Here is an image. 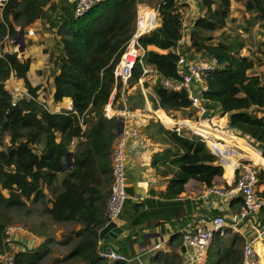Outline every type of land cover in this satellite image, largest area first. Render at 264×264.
Segmentation results:
<instances>
[{
  "label": "trees",
  "instance_id": "1",
  "mask_svg": "<svg viewBox=\"0 0 264 264\" xmlns=\"http://www.w3.org/2000/svg\"><path fill=\"white\" fill-rule=\"evenodd\" d=\"M74 1L8 0L1 10L0 43L4 46L6 36L12 41L19 30L37 18L55 33L49 49L53 99L69 97L72 112L52 113L35 100L38 87L27 79L28 58L17 56L16 50L0 58V256L11 255L14 264H137L128 258L133 255L127 245L130 235L113 246L115 253L128 258L124 261L100 255L105 245L98 241L97 231L107 222L110 150L118 126L117 118H106L103 108L114 85V64L134 32L139 0H103L77 20L72 18ZM147 1L155 9L157 6L158 24L138 39L144 51L142 63L166 77L178 78L176 63L180 56H215L219 66L204 77L206 90L201 96L211 114L226 115L231 131L248 138L264 156V44L252 54H244L246 39L225 30L234 21L230 13L236 2L248 14L247 24L258 26L264 34V0H200L185 40L183 21L188 3ZM146 5L140 0L138 8ZM146 25L142 21L139 28ZM16 45L21 50L19 42ZM131 72L130 85L141 75L138 61ZM10 76L20 80L34 99L22 97L11 106L4 87ZM151 87L157 96L156 108H189L186 92H167L156 82ZM119 89L113 106L119 100ZM135 94L141 96L139 91ZM166 133L175 150L171 161L176 166L166 198L179 195L189 179L207 188L215 186L214 179L222 175L223 169L213 148L222 156L224 174L233 176L234 158L229 150L238 149L237 143L210 140L212 148L186 129H167ZM67 154L71 164L63 169ZM257 161L264 164L263 158L257 157ZM257 172L256 193L264 199V169ZM44 188L51 194L50 207L43 203ZM40 202L42 206H37ZM140 220L141 215L134 216L131 226ZM65 223L80 227L69 229L62 240H56L53 226ZM13 224L22 225L26 233L40 241L29 247L13 238L8 240L5 230ZM179 237H170L168 251H159L150 264H181ZM231 240L230 246L223 244L215 252L214 264L241 263L242 239L234 235ZM210 253L207 250L206 255ZM203 264H208V257Z\"/></svg>",
  "mask_w": 264,
  "mask_h": 264
},
{
  "label": "crops",
  "instance_id": "2",
  "mask_svg": "<svg viewBox=\"0 0 264 264\" xmlns=\"http://www.w3.org/2000/svg\"><path fill=\"white\" fill-rule=\"evenodd\" d=\"M183 1L188 3V9L183 21V38L185 40L189 34L191 22L198 14V2L200 0ZM233 4L237 3L233 2L231 5L230 14L234 19V16H232ZM141 16L145 18L142 21L146 22L148 26L153 23V16L150 9L144 11ZM245 18H248V16ZM155 22L157 26V17L155 18ZM235 22L236 20L228 23V26L233 27ZM29 30L32 31L31 34ZM54 35V32L46 29V23L42 19L37 18L22 29L18 41L21 50L18 51L16 41L14 40L10 42L11 44L7 42L6 46L10 51L16 50L17 56L22 55L29 59V69L26 76L32 86L38 87L36 99L45 105V109L52 113H69L72 112V104L69 97H64L59 101L53 99L49 49ZM180 42L183 43V39ZM152 83L155 82L153 80H146L143 83L146 96L141 93L140 85L137 82L132 85L129 84L123 95L119 94V100L113 106V109L119 115L124 108H131L129 104H135L137 108L133 109V113L126 117V123L128 126L137 127L140 136L138 138H128L125 146L126 187L131 188L132 194L128 195L124 205L125 210H123L119 219L123 233L116 240L107 239L102 241V243L105 245L104 250L110 247L113 251V246L117 240L130 235V240L127 245L130 248L129 252H132L133 255L128 258L129 260H136L137 264H150L152 262L151 258L159 255V251L167 252L169 249L167 243L170 237L179 235L180 229L186 224L195 221L199 216L221 215L229 220L232 215L237 214L240 210L239 205L235 201H230L227 198L211 195L205 200L203 195L207 187L194 179H189L185 182L183 191L179 195L174 198H166L164 194L167 193L168 184L174 178L176 172V166L171 161L174 158L175 150L170 144L166 130L174 129L175 125H186V127H192L194 125L189 121L174 117L166 111L153 110L154 108L150 104L156 102L157 96L152 90ZM10 86H18L19 88L26 89L22 82L13 76H10L4 83L5 89ZM136 91H139L141 96H137L135 94ZM129 95L132 96L131 100L128 99ZM188 114L186 113L184 115ZM154 117H157L162 122ZM117 123L119 124L118 118ZM81 127L82 129L85 128L83 124H81ZM211 136L215 137L212 138V142L218 143L219 139L230 137L234 143H237L238 149L233 148V152H231L234 160L243 154L238 152L240 149L243 152L249 153L255 159L258 157L257 152L246 146L241 138L234 137V135L228 132L212 133ZM66 163L65 156L63 169L70 167ZM221 166L223 172L221 176H217L214 179L215 186H226L235 179L236 172L234 169L233 176L230 178L224 174V166ZM44 192L43 203H46L50 207L51 194L45 188ZM27 203L29 202L27 201ZM37 206H42V203L40 202ZM137 206H139L141 213L138 211ZM137 215H141V220L138 225L132 227L131 220ZM44 216L42 215L40 218ZM79 227L80 224L73 223L54 225L56 240H62L63 233L69 229L77 230ZM259 228L262 230L264 228L263 211L256 213L250 222L242 221L236 230L227 227L222 233H216L208 250L211 252L214 249V252H216L222 249L223 244L226 247L230 246L232 244L231 237L234 235L242 239L243 246L244 241L247 238L255 236ZM13 239L29 247L36 245L40 241L38 237L30 233H18ZM157 242L160 243V247L148 251ZM180 248L181 245L179 252ZM256 249L258 250L261 264H264V232L256 238ZM207 257L208 255L205 256L204 261L207 260Z\"/></svg>",
  "mask_w": 264,
  "mask_h": 264
},
{
  "label": "built area",
  "instance_id": "3",
  "mask_svg": "<svg viewBox=\"0 0 264 264\" xmlns=\"http://www.w3.org/2000/svg\"><path fill=\"white\" fill-rule=\"evenodd\" d=\"M8 0H0V14L3 6ZM103 0H75L73 9V20H77L93 8L96 4ZM140 1V0H139ZM136 5V25L134 32L127 40L122 52L120 53L118 60L113 67L114 85L109 95L108 101L104 105L103 114L106 118L116 117L121 124L120 130L115 136L111 150H110V184L108 188V196L105 200V214L107 222L114 221L119 222V219L123 213L125 202L128 198V194L125 191L126 187V162H125V146L126 141L130 137L138 138L140 132L137 127L128 126L126 123V117L133 113V109L124 108L122 112L117 115V111L113 109V97L119 86L120 95H123L126 88L130 84L132 77V67L136 61L141 64L142 72L137 80L140 85L141 93L146 96V92L143 87V83L146 80H153L159 87L167 92H180L184 91L187 94V98L190 102V106L187 109L179 110L186 111L191 114V118H184L183 120L189 121L194 126L183 127L182 129L189 130L194 135L199 136L204 142L213 146L210 143L214 136L212 133L228 132L234 137L241 138L242 142L249 148L257 152V156L264 159L262 152L256 148L248 138L236 136L228 126L226 115H219L217 113L211 114L208 102L205 101L201 93L206 90L204 84V77L209 73L215 71L219 62L215 56L203 57H186L180 56L176 63V70L180 77L169 78L166 77L152 67H149L142 63L143 49L139 45V37L156 27V12L157 6L154 11L153 23L147 25L145 28H139V13L138 3ZM31 34L32 31L29 30ZM15 36L20 37V32ZM5 46L0 43V58L4 56L6 52L10 50L6 46L8 37H5ZM14 40V39H13ZM13 40L10 42H13ZM17 43V42H16ZM181 43V42H179ZM180 48V47H179ZM177 48V50H180ZM10 96V105L15 106L19 98L34 99L27 89L19 88L18 86H10L6 89ZM35 100H37L35 98ZM38 101V100H37ZM122 101V99H121ZM38 103L45 109V105L38 101ZM153 110H161L160 107H155L154 103H151ZM151 111V110H150ZM152 112V111H151ZM172 113V110L166 111ZM185 113V112H184ZM120 116V117H119ZM173 116V115H172ZM158 121L162 122L157 117H154ZM220 119L223 120L221 124ZM226 119V120H225ZM177 130V131H181ZM72 144V142H71ZM215 149V148H213ZM216 150V149H215ZM230 154L233 152V148H230ZM218 152V151H217ZM241 156L234 160L233 169L236 172L235 179L232 183L226 186H212L206 189L203 195L204 199L211 195L227 198L230 201H235L240 210L237 214L231 216L228 220L224 216H199L195 221L186 224L179 230V236L181 239V245L184 248V252L181 253V264H203L206 252L212 242V239L216 233H222L227 227L232 229H238V225L242 221H251V218L259 211L264 212V199L258 197L256 193L257 175L259 170L264 169V164L257 161L253 156L247 152H243L242 149L238 150ZM219 162L223 165V159L218 152ZM106 222V223H107ZM264 232L261 228L256 231V235L247 238L242 246L241 251V263L240 264H261L258 250L256 249V238ZM18 233H26L25 228L20 225H9L5 234L9 239L16 237ZM160 243H154L148 251L158 249ZM102 257H108L111 259L128 260L124 255L115 253L114 251L106 252L103 250L100 252ZM0 260H3L4 264H14L11 255L6 254L0 256Z\"/></svg>",
  "mask_w": 264,
  "mask_h": 264
},
{
  "label": "rangeland",
  "instance_id": "4",
  "mask_svg": "<svg viewBox=\"0 0 264 264\" xmlns=\"http://www.w3.org/2000/svg\"><path fill=\"white\" fill-rule=\"evenodd\" d=\"M145 1L148 4V5H146L147 7H142L138 12L139 13V24L142 22V19L145 20V18L141 16V14L144 13V11H147L148 9H150L151 13L154 15V11H155V8L153 7L154 4L149 3L147 0H145ZM243 11L244 10H243V6L241 5V3L233 4V8H232V14L233 15L232 16H234L233 20H236V22L234 23L233 27H230L227 25L225 30L227 32H230V33H237L240 36V38L246 39L247 45L245 48L247 49V51H245V49H244L242 51V53L252 54L253 51L259 50V46H260L259 44H261L263 46L264 34L260 31V28L258 26H251V25L247 24L245 17H247L248 15ZM156 17H157V12H156ZM13 39H14V41L18 42L19 36H14ZM8 42H9V44H11L10 41H8ZM256 69H257V71H259V73L261 72V70H259L258 68H256ZM257 71L252 70L251 73H254ZM41 73H43V72H41ZM171 114L174 117H178L179 119L191 118V116H192L191 114L190 115L189 114L184 115V114H186V111L181 112L179 110H172ZM220 122L222 123L223 120L220 119ZM171 130H174V129H171ZM14 225H20V224H14ZM20 226H22V225H20ZM214 256H215V252L213 249L208 256V264H214V262H215ZM0 264H4L3 260H0ZM155 264H159V262L155 261Z\"/></svg>",
  "mask_w": 264,
  "mask_h": 264
},
{
  "label": "water",
  "instance_id": "5",
  "mask_svg": "<svg viewBox=\"0 0 264 264\" xmlns=\"http://www.w3.org/2000/svg\"><path fill=\"white\" fill-rule=\"evenodd\" d=\"M19 32L21 33V30H19ZM120 127H121V124L119 123L117 126V132L120 130ZM215 152L218 155V152L216 150H215ZM66 161H67V163H66L67 166L71 164L70 154L66 155ZM125 191L128 195L132 194V190L130 187H125ZM123 210H125V207ZM122 233H123V229H122L121 225L119 224V222L110 221V222L105 223L104 226H102L100 229H98L97 237H98L99 242H102V241L107 240V239L116 240L117 237ZM105 251L110 252L111 248L107 247L105 249ZM183 251H184V248L181 245L180 252H183Z\"/></svg>",
  "mask_w": 264,
  "mask_h": 264
},
{
  "label": "bare ground",
  "instance_id": "6",
  "mask_svg": "<svg viewBox=\"0 0 264 264\" xmlns=\"http://www.w3.org/2000/svg\"><path fill=\"white\" fill-rule=\"evenodd\" d=\"M139 9H140V7L138 8V12H139ZM152 16H154L153 14H152ZM144 20V19H143ZM183 127H186V125H184V126H174V129H177V130H180V129H182ZM222 142H225V143H228V142H233L232 141V139L230 138V137H227V138H224V139H219V143H222ZM258 170V168L256 169V171Z\"/></svg>",
  "mask_w": 264,
  "mask_h": 264
}]
</instances>
